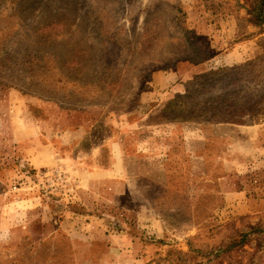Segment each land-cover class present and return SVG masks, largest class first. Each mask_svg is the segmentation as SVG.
I'll list each match as a JSON object with an SVG mask.
<instances>
[{"label":"rangeland","instance_id":"374dc122","mask_svg":"<svg viewBox=\"0 0 264 264\" xmlns=\"http://www.w3.org/2000/svg\"><path fill=\"white\" fill-rule=\"evenodd\" d=\"M260 7L0 0V264H264Z\"/></svg>","mask_w":264,"mask_h":264},{"label":"crops","instance_id":"0c3cea01","mask_svg":"<svg viewBox=\"0 0 264 264\" xmlns=\"http://www.w3.org/2000/svg\"><path fill=\"white\" fill-rule=\"evenodd\" d=\"M246 41V42H245ZM254 41L253 40H243L240 42H237L232 45L230 53L231 56L239 61L243 58V56L248 55L249 53L256 54V50L254 47ZM115 163V164H114ZM87 169L84 170L85 172L83 174L87 175L88 178H85L84 182L87 187V189L84 190V198H97L99 196H103L104 193H106V188L104 186L109 184H119L120 182L116 180V167H117V161L116 157H113V164L109 168H100L99 166H93V165H86ZM91 174V175H90ZM93 178V179H92ZM108 183V184H105ZM96 186V188H95ZM104 188V189H103ZM122 188L116 189L115 193H120ZM106 191V192H105Z\"/></svg>","mask_w":264,"mask_h":264},{"label":"trees","instance_id":"16d2710c","mask_svg":"<svg viewBox=\"0 0 264 264\" xmlns=\"http://www.w3.org/2000/svg\"><path fill=\"white\" fill-rule=\"evenodd\" d=\"M253 9L252 10H254V5H253V7H252ZM261 8V7H260ZM255 19H254V21L257 23V24H259V23H261V22H263L264 21V10L261 8L260 9V11L259 12H257V14H255ZM231 69V68H230ZM238 69V68H237ZM219 70V69H218ZM216 71V70H214V71H210V72H208V73H205V74H202V75H198V76H196V77H204V76H211L212 74H215V73H218L219 71H223V70H225V69H220L219 71ZM227 70V69H226ZM229 71V70H228ZM239 72V71H238ZM237 72V73H238ZM195 77V78H196ZM213 103H210V105H208V109H206L205 111H204V113H202V114H209V118H211V121H213V120H216V121H229V122H241L240 120H241V118H239V117H236V116H238V114L239 113H241V111L239 112L238 110H236L235 108H234V106L233 105H231L226 99L225 100H223L222 102H221V104H219V105H212ZM212 105V106H211ZM211 106V107H210ZM211 110V111H210ZM219 114H224V115H222V117L220 116V117H217V115H219Z\"/></svg>","mask_w":264,"mask_h":264}]
</instances>
